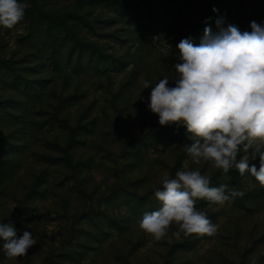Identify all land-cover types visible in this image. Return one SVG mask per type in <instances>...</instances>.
<instances>
[{"label": "rangeland", "instance_id": "obj_1", "mask_svg": "<svg viewBox=\"0 0 264 264\" xmlns=\"http://www.w3.org/2000/svg\"><path fill=\"white\" fill-rule=\"evenodd\" d=\"M225 3L187 39L203 1L0 0V133L24 145L0 158V264H264L260 0ZM46 19L101 58L63 33L53 60ZM69 143L75 169L49 164Z\"/></svg>", "mask_w": 264, "mask_h": 264}, {"label": "trees", "instance_id": "obj_2", "mask_svg": "<svg viewBox=\"0 0 264 264\" xmlns=\"http://www.w3.org/2000/svg\"><path fill=\"white\" fill-rule=\"evenodd\" d=\"M200 1L204 2L203 18H202V20H198L196 22L194 29L188 33L187 39H190L193 36V34L195 33V31L197 32L196 35H198L201 31L205 32L206 30H208V27H209V25H210V23L214 17L216 20L218 18V16H222L225 14V11H226L225 10L226 9L225 0H200ZM162 2H163V0H152V5L157 6L156 8L159 9ZM236 2L239 3V5H241L242 8L246 6L245 0H235V3ZM253 20L255 22L254 28H257V30H258L257 36L263 35L264 34V0H260L258 8L254 11ZM58 22H59V20H58ZM46 24H47V27L49 29V33L51 34L50 39L52 41V45H54V50L52 49V55H51V58L53 60H55L59 63L61 62V55L55 54L54 51H56L55 48L61 49L62 48L61 43L66 42L67 35H65L64 37H61V35L63 33L71 34L73 36V38L70 40L73 43V48H74L73 52L75 55L78 54L79 61H81V59H83V60L88 59V58L91 59L93 56L94 57L98 56L99 58H101V56H102L101 54L97 53L94 49H91V46L93 44L86 43L84 41L83 37L78 36L79 31H77V29L75 27L69 28V26L67 25V29H65L64 32L62 31L61 33H59L58 32L59 28L56 27L55 22L50 23V21L47 20ZM82 28H85V27L82 25ZM88 45H90V47H88ZM6 63H7V65H9L6 68L7 74H8L6 78H8V80L12 81L14 83V85H16V87H18V90L20 88L25 89V91H27V92L31 91L32 88L34 90L35 86L39 87V84H41L42 81H44V79H39L36 81H29V79L27 77H24V74H26L28 72H35L36 70H34V68H28V69H25L27 71H24V69H20L18 67L19 63H13V62H6ZM27 63H29V62H27ZM1 70L2 69H0V71ZM59 72L63 73V69L62 70L60 69ZM23 79H25V80L23 81ZM55 82H56V80L51 81L50 85L54 84ZM44 94H45V90H44L43 95ZM41 96L42 95L40 94L39 98ZM11 104H13V103H11ZM64 104H65V100L61 99L60 105H59L60 107L56 111V114L58 116L59 115L61 116L62 113H60V111H61ZM2 106L7 111L11 110V107H12V106H8L7 101ZM55 118H56V115H55ZM58 122H62L61 119ZM62 123L64 124V126L62 128L63 130L66 129V131H69L70 133L73 132V129L71 128V126L66 125V123L68 124L67 120H66V122L64 120ZM14 125H16V123H14ZM14 132H11L5 136H4V134L0 133V158H2L3 156H7L10 158H15L17 156H20L21 152H19L18 150L21 149L22 147H24V145H21V141H19L15 138ZM71 144L72 143H69V146L65 149H63L62 147H60L57 144H53L52 146H54V147H51L52 150L55 152H58L61 155L63 154V157L58 158V159L50 158V161L52 163H49V164H51L52 166H60L62 164H65L69 168L75 169V165H73V159H72V155H71V151H73L74 148L71 147ZM3 176H4V174H3ZM41 182H45V181H41ZM42 184H44V183H41V185ZM24 206H25V204L22 202V200H21V202L19 201V207L22 208ZM24 213L25 212L22 211L20 216H16V219L14 221L15 223H17L16 225L23 224L24 219L22 217L23 216L22 214H24ZM28 221L29 220H27V222ZM27 224L29 225L30 223H27ZM13 230H14V227H11L8 229V231L6 233L8 237L10 236L11 232H13Z\"/></svg>", "mask_w": 264, "mask_h": 264}]
</instances>
